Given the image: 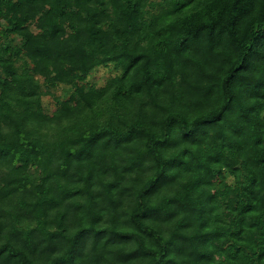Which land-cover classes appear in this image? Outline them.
Here are the masks:
<instances>
[{"label": "trees", "instance_id": "16d2710c", "mask_svg": "<svg viewBox=\"0 0 264 264\" xmlns=\"http://www.w3.org/2000/svg\"><path fill=\"white\" fill-rule=\"evenodd\" d=\"M0 264H264V0H0Z\"/></svg>", "mask_w": 264, "mask_h": 264}, {"label": "rangeland", "instance_id": "374dc122", "mask_svg": "<svg viewBox=\"0 0 264 264\" xmlns=\"http://www.w3.org/2000/svg\"><path fill=\"white\" fill-rule=\"evenodd\" d=\"M118 74H121V68L116 66L115 64H109L98 67L91 75L89 76V82L92 84H95L99 87L104 86L107 82V80L113 76H116ZM63 92L61 89L57 91V95H61ZM44 105L46 108V111L49 114H52V112L56 108L55 101L50 96H45L43 98ZM231 180V178H230Z\"/></svg>", "mask_w": 264, "mask_h": 264}]
</instances>
